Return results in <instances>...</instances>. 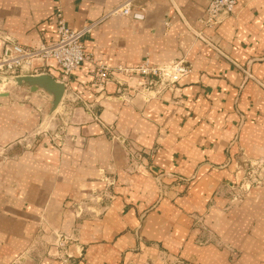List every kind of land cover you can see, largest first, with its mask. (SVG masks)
<instances>
[{"label":"crops","instance_id":"0c3cea01","mask_svg":"<svg viewBox=\"0 0 264 264\" xmlns=\"http://www.w3.org/2000/svg\"><path fill=\"white\" fill-rule=\"evenodd\" d=\"M127 1L0 0V37L28 49L57 40V6L72 28L95 24L70 78L53 61L26 73L66 84L53 115L41 90H0V264H64L60 235L82 264H264V188L225 210L240 161L264 159V0H236L216 28L201 22L210 0H131L142 19L107 16ZM146 60L192 72L157 93L116 71ZM129 144L155 176L129 171ZM196 218L238 252L198 245Z\"/></svg>","mask_w":264,"mask_h":264},{"label":"built area","instance_id":"2783aa9c","mask_svg":"<svg viewBox=\"0 0 264 264\" xmlns=\"http://www.w3.org/2000/svg\"><path fill=\"white\" fill-rule=\"evenodd\" d=\"M236 0H210L206 6L205 13L201 19L205 27L216 28L225 17L233 14ZM132 1H127L115 7L107 16H130L135 19H142L143 15L133 11ZM54 22L56 24L57 40L52 43H41L34 48H25L8 37H0L2 50L0 51V76L17 77L26 75L35 61L48 64L51 61L67 78L76 73L84 63L89 61V56L84 51L83 39L92 33L95 24L87 25L83 28L70 27L60 6L55 8ZM195 37L207 42L202 33H194ZM118 73L137 76L144 80L143 88L147 91H157L161 93L166 89H174L181 81L190 75L191 68L184 60L171 62L164 65H151L148 60L137 67L116 69ZM110 69L103 68L99 74L102 82L109 76ZM101 82V83H102ZM136 147L128 145L131 168H140L147 172L148 162L146 157L137 152ZM69 239L60 235L55 242L57 249L62 252L60 258L64 264H81L73 262L74 254L66 251Z\"/></svg>","mask_w":264,"mask_h":264},{"label":"rangeland","instance_id":"374dc122","mask_svg":"<svg viewBox=\"0 0 264 264\" xmlns=\"http://www.w3.org/2000/svg\"><path fill=\"white\" fill-rule=\"evenodd\" d=\"M247 74H249L248 71H247ZM13 88L19 89L15 86H13ZM7 89H8V86H0V90H2V91H7ZM135 150L137 152H140L142 154V156H144V158L146 157V154H145V152H143V150H141L139 148H136ZM129 171L131 173H137V174H140V175L146 176V177L155 176L152 174L151 166L149 165V163H148L147 172L143 171L140 168H135V166H133L131 168L130 163H129ZM237 175L239 176L238 179H237ZM154 178H156V177H154ZM261 187L264 188V159H257L255 161L247 160V159L241 160L240 164L237 166L236 178H235V181L232 185L233 196L230 200V205L225 210H229L233 206H236V205L242 203L246 199V197L249 195V193L252 189L261 188ZM160 191H161L162 197H164V190L162 187L160 188ZM98 198L100 199L99 201H97ZM101 199H102L101 195H96V194L90 195V197H89V202L91 203L90 207L93 208V206L100 205L102 203ZM93 213H94V215L99 216L97 211H93ZM196 225H197L198 229H201L203 231V233L204 232L207 233L206 236L197 239L198 245H201V246H203V245H215L221 249L228 250L232 254H235V252H238L230 244L223 243L218 237H216V236L214 237L213 234H211L212 232L210 231V229L203 222L202 218H198V219L196 218ZM64 236L69 239V241H68V244H69L70 241L72 240V238L68 237L66 235H64ZM68 244L66 247V251H70L68 248ZM59 252H60V250H59ZM60 253L62 254V252H60ZM176 264H183V262H181V263L178 262Z\"/></svg>","mask_w":264,"mask_h":264},{"label":"water","instance_id":"95a60500","mask_svg":"<svg viewBox=\"0 0 264 264\" xmlns=\"http://www.w3.org/2000/svg\"><path fill=\"white\" fill-rule=\"evenodd\" d=\"M0 86H15L19 89L28 90L31 93L40 90L45 92L52 99L49 111L50 115H53L57 111L66 93V84L46 73L17 77L0 76ZM1 96L6 97L8 94L3 93Z\"/></svg>","mask_w":264,"mask_h":264}]
</instances>
